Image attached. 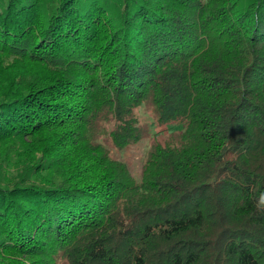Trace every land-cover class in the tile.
I'll list each match as a JSON object with an SVG mask.
<instances>
[{
    "label": "trees",
    "instance_id": "1",
    "mask_svg": "<svg viewBox=\"0 0 264 264\" xmlns=\"http://www.w3.org/2000/svg\"><path fill=\"white\" fill-rule=\"evenodd\" d=\"M260 191L264 0H0V264H264Z\"/></svg>",
    "mask_w": 264,
    "mask_h": 264
},
{
    "label": "rangeland",
    "instance_id": "2",
    "mask_svg": "<svg viewBox=\"0 0 264 264\" xmlns=\"http://www.w3.org/2000/svg\"><path fill=\"white\" fill-rule=\"evenodd\" d=\"M136 114L138 115L141 124H144L145 126L146 125L150 126L152 124L151 119L153 115L149 107L147 106L140 107L139 109H137ZM154 128L155 126H153V129ZM153 131L158 132L156 136V140L162 142L163 141L162 137L166 133L165 126L157 127L156 130L154 129ZM152 139H153L152 131H148L146 132V135L143 140L135 144H132L122 150H116L113 147L109 146L108 148L110 151V156L113 159L125 162L134 179L139 180L141 167L145 160ZM58 264H67V263L65 261H60L58 262Z\"/></svg>",
    "mask_w": 264,
    "mask_h": 264
},
{
    "label": "clouds",
    "instance_id": "3",
    "mask_svg": "<svg viewBox=\"0 0 264 264\" xmlns=\"http://www.w3.org/2000/svg\"><path fill=\"white\" fill-rule=\"evenodd\" d=\"M253 199L256 211L264 213V191L258 192Z\"/></svg>",
    "mask_w": 264,
    "mask_h": 264
}]
</instances>
